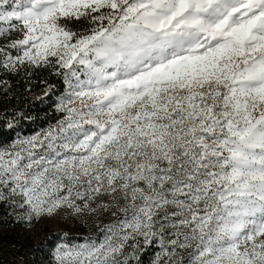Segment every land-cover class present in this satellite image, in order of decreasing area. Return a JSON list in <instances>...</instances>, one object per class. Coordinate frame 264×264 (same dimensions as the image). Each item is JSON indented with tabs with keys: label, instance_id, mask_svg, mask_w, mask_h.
<instances>
[{
	"label": "snow or ice",
	"instance_id": "obj_1",
	"mask_svg": "<svg viewBox=\"0 0 264 264\" xmlns=\"http://www.w3.org/2000/svg\"><path fill=\"white\" fill-rule=\"evenodd\" d=\"M45 72L55 123L0 112V205L48 264H264V0H0V102Z\"/></svg>",
	"mask_w": 264,
	"mask_h": 264
},
{
	"label": "trees",
	"instance_id": "obj_2",
	"mask_svg": "<svg viewBox=\"0 0 264 264\" xmlns=\"http://www.w3.org/2000/svg\"><path fill=\"white\" fill-rule=\"evenodd\" d=\"M47 78L48 82L53 85V88L49 92V96H52V100L47 98L39 99L43 97V88L46 86L41 83V80ZM14 87L17 89V92L14 96L10 97L7 101L0 102V112H12V111H22L26 115L31 114V120H20V126L23 127L25 133H31L37 131L40 128L47 127L48 123H55V120L59 118L60 114L56 112L55 105L52 102L55 99L53 96L54 93H60L64 87L62 81L54 76L44 73L42 76L32 78V89L31 93L25 92V85L18 82L13 78ZM10 118V117H9ZM3 123L2 118H0V124ZM7 131V129H5ZM15 221L14 217L8 215V209L0 205V230L14 228ZM17 227V226H15ZM3 238L9 239L8 236ZM44 241V237L41 239L40 244L37 247H34L32 250L23 249L22 246L18 245V241H11L13 245H18L19 253L23 251L29 252L32 254L30 257H23L24 262L22 264H44L48 262L50 258V251L48 247H41ZM36 253L33 254L34 251ZM21 257V256H20ZM2 264V263H1ZM8 264H20L18 260L9 261Z\"/></svg>",
	"mask_w": 264,
	"mask_h": 264
},
{
	"label": "rangeland",
	"instance_id": "obj_3",
	"mask_svg": "<svg viewBox=\"0 0 264 264\" xmlns=\"http://www.w3.org/2000/svg\"><path fill=\"white\" fill-rule=\"evenodd\" d=\"M46 223L50 231L55 232L57 229L68 230L69 235L76 239H79L84 235L95 236L99 234V228H96L91 223L85 224L83 221L79 224L66 220H52ZM15 226L14 228L11 227L0 230V238H2V242H0V264H8L9 261L16 259L22 264L24 262L23 257L27 256L31 258L32 254H29V252L25 253V251L19 253L18 245H20V247L22 246L24 250L28 249L29 251L34 247H37L40 244L41 239L44 237V232L41 230V224H37L34 231L26 229V227L20 223L15 222ZM4 236H8L9 239L3 238ZM11 241H18V245H13ZM34 253L36 252L34 251L33 254ZM44 264H48V262H44Z\"/></svg>",
	"mask_w": 264,
	"mask_h": 264
}]
</instances>
